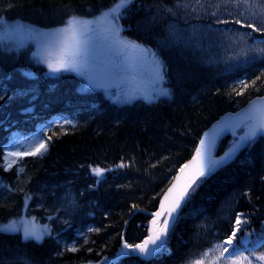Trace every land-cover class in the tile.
<instances>
[{
	"label": "trees",
	"instance_id": "1",
	"mask_svg": "<svg viewBox=\"0 0 264 264\" xmlns=\"http://www.w3.org/2000/svg\"><path fill=\"white\" fill-rule=\"evenodd\" d=\"M171 3L175 0H134L123 19L130 38L150 43L165 60L172 92L152 102L118 104L101 92H82L75 75L59 79L46 75L41 65L31 61L28 48L10 51L0 46V95L4 96L0 100V148L14 135L34 133L40 123L59 113L78 121L75 129L65 126L67 134H61L58 125L47 129L46 135L53 136L48 153L42 158H24L25 172L19 177L18 165L10 171L0 167V223L23 213L25 193L34 205L41 187L51 200V191L69 183L79 204L78 217L63 220L54 216L51 221L45 205L37 206L38 219L52 228V234L40 243L24 240L22 232L0 231V264L100 261L117 253L121 236L130 243L142 241L148 235L144 226L152 218L149 213L157 210L160 198L180 166L191 159L204 132L224 113L264 95V60L223 73L220 68L199 64L190 51L159 46L157 39L162 38L170 17L162 9ZM111 4L112 0H0V18L56 26L69 13L92 16ZM31 70L34 76L23 75ZM241 81H256V86L237 96L231 90L239 91ZM33 102L43 107L41 115L23 111ZM233 140H224L220 152ZM5 152L6 148L0 150V160ZM121 162L126 167H115ZM89 165L112 170L96 177ZM262 177L264 137L200 185L170 233L168 251L149 261L133 256L117 264H186L227 238L233 213H249L248 230L264 231ZM5 185L23 191H10ZM90 228L99 231L90 232ZM73 243L80 250L66 251Z\"/></svg>",
	"mask_w": 264,
	"mask_h": 264
},
{
	"label": "snow or ice",
	"instance_id": "2",
	"mask_svg": "<svg viewBox=\"0 0 264 264\" xmlns=\"http://www.w3.org/2000/svg\"><path fill=\"white\" fill-rule=\"evenodd\" d=\"M207 2L208 0H194L195 7L191 10L211 15L217 24L227 26L234 23L251 29L249 32L239 34L241 41L244 37H251L253 33H264V13L253 12L251 17H246L244 11L233 15L225 8V12L232 19H220L217 15L220 4H217L216 10L208 13ZM133 3L134 0H112L111 6L101 9L98 15L90 14L91 19L72 12L60 22L59 26L52 28H37L23 23L9 25L0 18V25H4L5 28V31L0 33V41L5 44L10 41L17 50L24 48L27 43H34L36 51L32 53V57L37 63L46 65L47 75L53 78H58L63 73H74L81 78L84 90H103L104 94L114 102L131 103L141 98L151 102L160 96L169 95V90L164 87L167 69L158 52L123 35L125 26L121 24V20L127 18ZM223 3L239 8L241 3L247 5L249 0H223ZM175 6L188 8L189 4L187 0H175ZM245 20L248 21L246 24ZM253 20L256 22H252ZM257 24L260 26L258 27ZM175 35V32H170L166 40L160 41L161 47L174 43ZM248 52H257L264 56V48H249ZM248 52L241 54L247 56ZM23 75L30 77L32 74L23 73ZM259 79L260 77H257V80ZM255 86L256 81H252L251 84L241 81L237 86L240 90L237 91L236 87H233L231 91L237 96H242L246 90ZM2 99L4 96L0 95V100ZM54 125L62 129L61 134H67L68 129L65 126L75 129L78 121L63 118L62 121L49 122L45 127L51 129ZM237 129H242L243 134L237 135ZM226 131H231L235 139L228 150L217 158L213 155V150L217 138ZM40 132V137L29 140L27 144L17 140L13 145L17 150L5 152L0 160V167L10 171L14 165H18L17 177H19L25 172V166L21 163L24 158L44 157L49 151L53 136L46 135L43 127ZM257 136H264V95L251 99L247 108L242 109L235 116L229 115L204 132L191 159L180 166L171 186L160 198L157 210L149 213L152 219L144 226L148 235L140 243H129L121 236L120 251L113 258L112 264H116L122 257L135 256L148 260L163 251H168L169 234L174 230L183 207L191 201L196 190L217 169L230 162L242 148L251 146ZM7 147L8 145L2 146V148ZM88 167L96 177H103L106 172L112 170L99 165ZM115 167L124 168L126 165L121 162ZM261 179L264 180V177ZM5 187L10 191H23V188L12 189L7 185ZM31 199L32 197L25 193V211ZM136 207L133 205V208ZM47 219L51 221L53 217L49 215ZM232 219L227 238L201 254L206 257L215 249H223L219 256L210 261V264H221V260L224 264H244L245 261L247 264H253V259L238 255L242 251L241 243L247 244L253 235L256 236V240L251 242L264 246V231L256 233L255 230H248L251 228L249 213H233ZM0 231L13 233L22 231L24 240H34L37 243H40L46 235L52 234L49 224H40L36 216L25 215H20L7 223H0ZM89 231H99V229L90 228ZM87 242L85 237L84 243ZM65 250L77 252L80 249L73 243L66 246ZM243 250L250 251L247 248ZM57 255H63V252ZM250 256L255 258L257 264L264 262V253L257 257L255 252L250 251ZM108 259L104 257L105 262ZM96 264H100V261ZM193 264H204V260H196Z\"/></svg>",
	"mask_w": 264,
	"mask_h": 264
},
{
	"label": "rangeland",
	"instance_id": "3",
	"mask_svg": "<svg viewBox=\"0 0 264 264\" xmlns=\"http://www.w3.org/2000/svg\"><path fill=\"white\" fill-rule=\"evenodd\" d=\"M187 2L189 4L188 8L176 7L175 3H171L167 5V7L162 9L165 10V12L170 16L168 26L166 28V36L162 40H166L170 32H175L176 34L175 42L169 43V47H174L178 45L183 46L179 48L183 50H191L197 61L206 65L222 66L223 70L226 71L234 70L243 65H247L254 60L261 59L264 57L257 52H248L249 48H264V40L261 39V37H254L252 35L251 37H244L243 41L240 40L239 34L242 32H249L251 31V29L241 27L240 25H236L234 23H230L227 26L224 24H217L215 23V18H213L211 15L200 11L193 12L191 10L192 7H195L194 0H187ZM217 4H220V10L217 13L220 19H232V17L228 16L227 12H225V8H227L228 12H232L233 15H238L240 11H244L246 17H251V14L253 12L264 13V0H249V3L247 5L241 3L239 8H234L231 4H224L223 0H208L206 4V7L208 8V13L213 10H216ZM169 9H171V11H169ZM4 20L9 25H11L12 23H27L22 20ZM247 22V20L244 21L245 24ZM252 22L256 21L253 20ZM28 24L31 25L30 23H27V25ZM257 26L259 27L260 25L257 24ZM36 27L42 28L39 26ZM4 31V25H0V33H3ZM244 41H246V43ZM136 42L144 44L140 41ZM0 45L7 47L9 46L10 48L16 49L12 46V43L10 41L8 42V44H5L3 41H0ZM29 45H32L34 47L35 52V44H26V46ZM242 52H248V55L244 56L241 54ZM164 87L169 90L165 83ZM63 118L65 117L58 118L57 120L62 121ZM40 136L41 135L39 134H35L30 137L16 136L11 141L10 145L7 147V151L17 150L16 147L13 146L17 140L24 141V143L27 144L29 140L38 138ZM21 150H23V148H21ZM45 189L46 188L41 187V189L37 190L36 194H38V197L34 200V205H31V202L29 200L27 211L23 210V213H21L20 215L36 216L38 218V216L34 213L35 208L37 206L45 205L44 212L46 216H58L63 220L78 217L77 212L79 209V204L76 200L77 198L75 188L73 186L69 184H64L58 191H51V193L53 192L54 194V197L51 198V200L45 197ZM17 217L18 216L12 219H15ZM38 221L40 224H47L46 222H40L39 219ZM221 251H223L222 248L215 249L212 252H209L208 256L203 257L201 255L200 257L189 262L188 264H193L194 261L200 259L204 260V264H210V261H212L215 257L219 256ZM262 253L263 251H256L255 255L258 257ZM238 255L243 257H249L253 259V264H257L255 258L250 256V252L244 251ZM89 262L92 261L89 260ZM221 264H224L223 260H221ZM244 264H247V262L245 261ZM259 264H264V262H259Z\"/></svg>",
	"mask_w": 264,
	"mask_h": 264
},
{
	"label": "water",
	"instance_id": "4",
	"mask_svg": "<svg viewBox=\"0 0 264 264\" xmlns=\"http://www.w3.org/2000/svg\"><path fill=\"white\" fill-rule=\"evenodd\" d=\"M255 98H257V97H255ZM255 98H254V99H255ZM247 107H248V104L245 105L244 107H242V108L236 110V111H229V112L223 114L218 120H216V121H215V122H214V123H213V124L207 129V131H208L209 129H211V128L213 127V125H216L218 122L222 121L224 118L228 117L229 115L235 116V115H236L237 113H239L242 109L247 108ZM241 130H242V129H237V135H242V134H243V132H241ZM228 136H233L232 133H231V131H226V132L222 133V134L217 138L216 147H215L214 150H213V155H214L215 157L219 158L220 156H222V155L224 154L225 151L228 150V149H226L223 153L218 154L219 146H220L221 142H222L226 137H228ZM259 137H263V136H257L256 138H259ZM245 148H246V147H245ZM245 148H242L237 154H235L234 158H233L230 162H228L227 164H229V163H231L232 161H234V160L238 157V155H239V154H240ZM227 164H225L224 166H226ZM224 166H223V167H224ZM221 168H222V167H221ZM221 168H219V169H221ZM219 169H217L213 174H215ZM213 174H211V175H213ZM119 251H120V249H119ZM122 258H123V257H122ZM153 258H154V257H153ZM153 258H151V259H153ZM151 259H148V260H151ZM112 261H113V259H112V260L108 259L107 262H108L109 264H112ZM103 262H105V261L103 260L101 263H103ZM104 264H107V263H104Z\"/></svg>",
	"mask_w": 264,
	"mask_h": 264
},
{
	"label": "bare ground",
	"instance_id": "5",
	"mask_svg": "<svg viewBox=\"0 0 264 264\" xmlns=\"http://www.w3.org/2000/svg\"><path fill=\"white\" fill-rule=\"evenodd\" d=\"M239 155H240V154H239ZM239 155H238V156H239ZM232 162H233V161H232ZM232 162H231V163H232ZM229 164H230V163H229ZM227 165H228V164H227ZM227 165H226V166H227Z\"/></svg>",
	"mask_w": 264,
	"mask_h": 264
}]
</instances>
